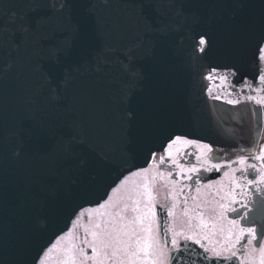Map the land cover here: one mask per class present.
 <instances>
[{
    "label": "water",
    "instance_id": "95a60500",
    "mask_svg": "<svg viewBox=\"0 0 264 264\" xmlns=\"http://www.w3.org/2000/svg\"><path fill=\"white\" fill-rule=\"evenodd\" d=\"M262 38L264 0H0V264H36L174 134L213 161L251 148L259 108L210 100L202 73L252 75Z\"/></svg>",
    "mask_w": 264,
    "mask_h": 264
},
{
    "label": "flooded vegetation",
    "instance_id": "af4514ba",
    "mask_svg": "<svg viewBox=\"0 0 264 264\" xmlns=\"http://www.w3.org/2000/svg\"><path fill=\"white\" fill-rule=\"evenodd\" d=\"M255 52L252 75L202 74L210 100L259 108L254 145L213 161L211 141L174 135L76 212L47 246L63 236L58 264H264V38Z\"/></svg>",
    "mask_w": 264,
    "mask_h": 264
},
{
    "label": "snow or ice",
    "instance_id": "6c2138e0",
    "mask_svg": "<svg viewBox=\"0 0 264 264\" xmlns=\"http://www.w3.org/2000/svg\"><path fill=\"white\" fill-rule=\"evenodd\" d=\"M31 28H32V25L31 24L22 21L20 23V25L17 27V31L20 32L21 34H25V33L29 32L31 30ZM199 44L201 46L204 45V44H206V41H205V39L203 37L200 38ZM57 64H58V59L57 60H53L52 61V67L50 69H46L45 70V77H46L47 80H49V82L52 85H56L55 74L59 70L58 67H57ZM65 75H67V73H65ZM240 162L243 163L244 161L241 160ZM249 183L252 184V183H254V181H251L250 180ZM245 231L251 233L252 232V229H246ZM255 238L256 237L253 236V239H255ZM105 246H107V245L105 244ZM93 251H95V248H93ZM233 255H235V254L233 253ZM86 258L87 259H91V257H86Z\"/></svg>",
    "mask_w": 264,
    "mask_h": 264
},
{
    "label": "rangeland",
    "instance_id": "374dc122",
    "mask_svg": "<svg viewBox=\"0 0 264 264\" xmlns=\"http://www.w3.org/2000/svg\"><path fill=\"white\" fill-rule=\"evenodd\" d=\"M63 236H59L57 241L50 244L45 252H42L40 259L37 264H58L64 261L63 248L61 247L60 241Z\"/></svg>",
    "mask_w": 264,
    "mask_h": 264
},
{
    "label": "bare ground",
    "instance_id": "6f19581e",
    "mask_svg": "<svg viewBox=\"0 0 264 264\" xmlns=\"http://www.w3.org/2000/svg\"><path fill=\"white\" fill-rule=\"evenodd\" d=\"M209 69H210V68H209ZM204 72H205V71H204ZM204 72H203V73H204ZM203 73H202V74H203Z\"/></svg>",
    "mask_w": 264,
    "mask_h": 264
}]
</instances>
